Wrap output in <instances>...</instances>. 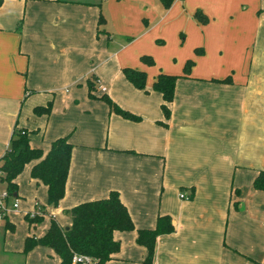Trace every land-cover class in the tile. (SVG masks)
Returning a JSON list of instances; mask_svg holds the SVG:
<instances>
[{"label": "crops", "instance_id": "crops-1", "mask_svg": "<svg viewBox=\"0 0 264 264\" xmlns=\"http://www.w3.org/2000/svg\"><path fill=\"white\" fill-rule=\"evenodd\" d=\"M124 69L144 72L145 88ZM161 74L177 77L166 104L153 89ZM49 102L48 115L35 114ZM15 128L44 154L61 137L73 147L57 207L30 176L38 161L15 179L18 212H46L26 222L24 240L52 218L69 227L66 211L115 191L134 230L114 232L119 252L105 264H144L137 231L158 216L174 231L157 237L151 264H264V192L253 188L264 171V0H3L0 159ZM22 250L13 253L24 264H60L50 248Z\"/></svg>", "mask_w": 264, "mask_h": 264}, {"label": "trees", "instance_id": "trees-1", "mask_svg": "<svg viewBox=\"0 0 264 264\" xmlns=\"http://www.w3.org/2000/svg\"><path fill=\"white\" fill-rule=\"evenodd\" d=\"M164 7H169L174 0H160ZM3 0H0V6ZM141 61L149 66L153 65L150 57L143 56ZM190 63L185 66L184 73L188 71ZM126 79L135 88L143 90L145 88L146 75L144 72L132 69H124ZM177 77L168 75H158L153 84V89L161 94L163 102L169 103L173 99V92ZM223 82H228L224 80ZM89 95L94 96L95 82L88 84ZM101 99L107 103L111 111L121 117L138 121L139 117L120 109L111 99L102 96ZM162 105L164 118H169V109ZM52 103L45 107L36 108L35 114L48 115ZM23 132V134H22ZM72 145L68 137H61L51 143L50 150L44 154L39 149L29 146L28 135L23 130L13 131L9 148L0 159V170L2 180L6 182L11 194L16 193L17 185L15 179L22 173L24 167L38 161L31 168L30 176L41 182L48 188V206L57 207L59 201L65 194V183L69 172ZM253 188L256 191L264 192V171H260L253 181ZM71 219L68 230L59 226L52 218L46 233L36 238L27 236L24 240L22 250L23 255H27L37 246L47 247L60 258V264L73 263V257L85 256L91 259L92 263L105 264L113 259L119 252L120 244L113 238L116 231L127 232L134 230L133 222L125 205L121 202L119 194L115 191L100 200L84 202L66 211ZM46 212L30 218L28 214L24 219L28 225L36 226L43 221ZM7 229L13 230L12 225H6ZM174 231L169 216H158L153 229H141L137 231L136 243L146 249V259L144 264H151L154 256L155 242L158 236L170 234Z\"/></svg>", "mask_w": 264, "mask_h": 264}, {"label": "rangeland", "instance_id": "rangeland-1", "mask_svg": "<svg viewBox=\"0 0 264 264\" xmlns=\"http://www.w3.org/2000/svg\"><path fill=\"white\" fill-rule=\"evenodd\" d=\"M23 216L24 214L20 211L10 215L9 221L15 225L13 232L4 230L6 229L4 228L5 224L0 225L2 228L0 229V264H24V257L13 253V251L22 250L26 231V221Z\"/></svg>", "mask_w": 264, "mask_h": 264}, {"label": "built area", "instance_id": "built-area-1", "mask_svg": "<svg viewBox=\"0 0 264 264\" xmlns=\"http://www.w3.org/2000/svg\"><path fill=\"white\" fill-rule=\"evenodd\" d=\"M100 91L104 92L105 88L100 87ZM23 134V132H22ZM9 146L6 150H8ZM2 171L0 170V225L4 224L9 216L11 211H18L19 210V200L9 192L6 182L2 180ZM183 195H181V198ZM44 209L42 207L37 206L35 210L28 214L30 218H34L36 215H42L44 213ZM73 263L79 264H90L91 259L85 256H77L73 257Z\"/></svg>", "mask_w": 264, "mask_h": 264}, {"label": "water", "instance_id": "water-1", "mask_svg": "<svg viewBox=\"0 0 264 264\" xmlns=\"http://www.w3.org/2000/svg\"><path fill=\"white\" fill-rule=\"evenodd\" d=\"M68 229H69V227H66V228H65V230H68Z\"/></svg>", "mask_w": 264, "mask_h": 264}]
</instances>
